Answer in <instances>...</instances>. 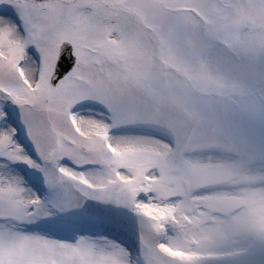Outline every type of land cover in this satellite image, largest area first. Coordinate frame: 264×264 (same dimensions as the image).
Segmentation results:
<instances>
[{"label":"snow or ice","instance_id":"6c2138e0","mask_svg":"<svg viewBox=\"0 0 264 264\" xmlns=\"http://www.w3.org/2000/svg\"><path fill=\"white\" fill-rule=\"evenodd\" d=\"M0 264H264V0H0Z\"/></svg>","mask_w":264,"mask_h":264}]
</instances>
